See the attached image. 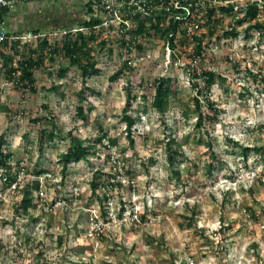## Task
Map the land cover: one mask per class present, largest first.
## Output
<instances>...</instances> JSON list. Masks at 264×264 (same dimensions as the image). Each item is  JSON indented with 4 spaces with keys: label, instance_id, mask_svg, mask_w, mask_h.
Segmentation results:
<instances>
[{
    "label": "rangeland",
    "instance_id": "obj_1",
    "mask_svg": "<svg viewBox=\"0 0 264 264\" xmlns=\"http://www.w3.org/2000/svg\"><path fill=\"white\" fill-rule=\"evenodd\" d=\"M82 1L72 0L60 13L80 21ZM210 24L201 67L226 80L218 78L209 94L220 109L219 119L202 127L196 126L194 112V85L204 86L202 79L179 63L184 51L177 50L175 57L159 33L140 37L143 49L133 48L127 57L119 34L96 33L92 53L102 72L85 80L96 90L90 101L78 93L85 82L80 68L61 56L52 61L48 55L35 71L37 93L17 89L2 77L1 102L10 107L9 113L0 111L2 148L14 155L20 186L39 179L42 193L31 216L17 211L18 189L0 195V264H264V151L243 155L245 146L264 147V36L254 30L255 35L245 36L246 26L238 37L224 35L237 25L228 13ZM68 33H51L50 44L61 45ZM184 36L182 31L179 46L188 43ZM126 59L133 65L113 80ZM61 65L68 68L64 77L58 76ZM162 76L172 77L174 88L165 114L151 107L154 82ZM131 84L127 114L138 119L134 145L124 120ZM54 85L60 90H49ZM82 104L87 119L77 115ZM43 116L50 118L34 121ZM54 126L59 137L41 149L40 130ZM101 128L117 139L115 145L108 138L103 144L94 140ZM70 131L85 144L91 139L95 151L64 175L60 156L71 144ZM168 139L182 143L173 163L165 151ZM39 169L48 173L37 176ZM104 207L108 219L102 216Z\"/></svg>",
    "mask_w": 264,
    "mask_h": 264
},
{
    "label": "trees",
    "instance_id": "obj_2",
    "mask_svg": "<svg viewBox=\"0 0 264 264\" xmlns=\"http://www.w3.org/2000/svg\"><path fill=\"white\" fill-rule=\"evenodd\" d=\"M218 10L219 11H217V9L215 8H211L208 10L206 14V26L211 25V21H219V18L223 14L228 13L231 14L237 25L233 24L231 30L225 31L224 35H233L235 37H238L241 33V28L243 26H246L245 30L243 29V31L246 33L245 36L247 35V37H251L252 34L255 35V33L252 32L253 30L259 32L260 36H264V20L255 21V18L260 11L259 2H250L247 4L245 9H240L239 11H234V5L232 4H222L221 6H219ZM103 11L104 7L100 5L98 0H88L84 5V17H82L81 21L78 24L79 26H77V28H85L86 30L73 31L75 26L72 27L61 25L60 22H56L53 27L49 28L50 30L48 32H44L43 29L38 28L32 29V32L34 33L46 34V36H44L43 38H39L36 45L31 41H23L20 38L12 39L14 35L22 36L23 31H17L12 34L8 33V37L2 43L4 49L0 47V111L5 113L10 112V107L7 104L1 102L4 89V87H1L2 77L8 80L7 82H12L17 89L25 92L30 91L32 93H37L38 89L35 71L38 68L43 67L45 59L48 57V55H51L50 58L52 61L56 60V56L68 58L69 64L76 65L80 68L84 81L92 76L100 75L102 71L99 67V62L95 59L92 53L93 49L91 44L92 41L96 39V34L94 32L95 28L103 22V19L101 17ZM5 13L6 8L4 7L1 14L3 19ZM166 13L167 12L157 15L149 14L143 17L139 13L136 16L135 27L130 30L125 29L120 34V44L124 47V56H129V53H132L133 48H138L140 50L143 49L141 42H138V39L142 36L149 35L151 33H159L165 38V40H167L170 37L171 32H176L177 22L175 23L174 19H172L171 23L167 25ZM251 22H254V24H251ZM63 30H69V35H67V37H69L64 39L61 45L60 43L51 45L49 42L50 34H53L55 31L62 32ZM250 32H252L251 35ZM127 36L130 37L127 38ZM169 39L173 48H179L182 51L184 50V47L187 46V43H183V45L177 47L174 41L175 36H171ZM204 40L205 32L201 36H196L194 38L195 43L197 45L199 44V47H197L196 45L197 53H201L203 51L204 45L202 44ZM103 42L105 43L107 41ZM18 56L20 58H17ZM131 65H133V62L130 61V59H126L122 67L113 74L112 79L117 80L121 76L125 75L126 68H130ZM67 70L68 68L65 65H61L58 76L64 77L67 74ZM248 71L251 74H253L254 72V70L252 69H248ZM194 76L201 78L204 84V86H201L202 84L200 83H195L194 85L197 89V94L194 98V112L197 115L196 126L202 127L207 121L214 122L219 119L220 109L218 108L217 103L209 97V94L211 92V88L216 83L218 78H221L222 80H226V78L222 77V75H218L215 71L206 69L203 70L200 74L195 73ZM260 79L264 81V77L260 76ZM255 80L257 82L259 78L255 76ZM132 87V84L127 86L128 105L124 108V120L127 124V132L130 143L134 145L135 140L132 137V128L134 127L138 119L133 117L132 115L127 114V112L129 111V105H131ZM173 89L172 77L162 76L156 79L154 82L155 92L151 107L161 114H165L167 111H169L171 106V96L174 93ZM49 90L59 91L60 85H54L50 87ZM95 92L96 90L90 87V85H87V81H85L83 88L78 93L81 96L82 100L86 99L87 101H90L91 95L89 96V94H94ZM133 98H136V96H133ZM144 98H146V96H144ZM204 106L207 108V110L205 111ZM91 110L92 107H89V111ZM77 115L82 119L88 118V111H85L83 104L77 107ZM49 118L50 116H43L41 118L34 119V121H47L49 120ZM101 131L102 132L100 133V135L97 136L94 140H96L100 144H103L104 140L108 138V142L110 145L116 144L117 139L109 137L108 133L102 128ZM69 134L71 136V144L67 151L62 153L60 156V162L62 163V170L64 175L68 171L71 164L88 158V156L94 154L93 151H95L93 150L95 148V145L92 143L91 139H89V143L85 144V141L79 137H76L73 132L70 131ZM59 135L60 134L56 129V126H54L50 130L47 128H42L40 130V136L38 138V143L41 145V149L45 144H49L54 139H57ZM3 143V137H1L0 167L2 168V170L0 173V195L3 194L7 189H18L19 192L22 193V198L17 205V211L31 216L30 210L32 208L36 209L38 207L36 200L41 198V181L37 179L34 180L32 185L26 183L21 187L19 182V172L12 165V159L14 155L11 152H5V150L2 148ZM244 149L245 151H243V155L245 157L248 156V151L250 150L260 151L262 153L264 151L263 146H245ZM165 151L167 154L168 162L173 163L176 156L182 153V143L176 141V139H168L167 141H165ZM149 162L155 164L157 160L151 157L149 158ZM35 172L37 176H43V174L48 173L46 169H39ZM96 172L97 175L95 177V180L92 181L93 192L97 191L99 187V179L103 175L101 170ZM34 192H38L36 197ZM124 210L125 209L123 208V211ZM102 216H105L106 219L109 218L108 210L105 207L102 208ZM145 216L146 214L144 213L143 215H141V218L144 219ZM38 255L39 258H43L45 256L44 250L40 249ZM39 264H45V262L42 263L39 260Z\"/></svg>",
    "mask_w": 264,
    "mask_h": 264
},
{
    "label": "built area",
    "instance_id": "obj_3",
    "mask_svg": "<svg viewBox=\"0 0 264 264\" xmlns=\"http://www.w3.org/2000/svg\"><path fill=\"white\" fill-rule=\"evenodd\" d=\"M39 0H0V47L4 49L2 43L8 37V30L6 21L2 18V10L4 7H14L18 2H36ZM100 5L104 7V11L101 14L103 19L102 24L95 28V34L100 33L102 30L106 36L121 34L125 29L130 30L136 25V16L140 13L141 16L149 14H162L167 12L166 24L169 25L171 20L174 19L177 22L176 32H171V36H175V44L179 46L181 42L182 31L184 37H189L187 46L184 47L182 56H177L176 51L179 48H173L170 43V37L165 41L167 49L175 56L179 57V63L190 68L197 74H200L203 69L201 62L206 56V41H203V51L201 53L196 52V43L194 38L201 36L205 32L206 26V14L209 9L215 8L218 10L222 4L234 5V11L245 9L250 2H259L260 11L257 14L256 20H264V0H98ZM125 25V26H123ZM86 30L85 28H74L73 31ZM69 30H63L62 32L55 31L53 34L65 35ZM46 36L45 33H34L32 31L23 34L22 36L14 35L12 39H22L23 41L39 40L40 37ZM190 55L186 61L185 56ZM17 58H20L19 56ZM131 61V60H130Z\"/></svg>",
    "mask_w": 264,
    "mask_h": 264
},
{
    "label": "crops",
    "instance_id": "obj_4",
    "mask_svg": "<svg viewBox=\"0 0 264 264\" xmlns=\"http://www.w3.org/2000/svg\"><path fill=\"white\" fill-rule=\"evenodd\" d=\"M54 1L39 0L36 2H18L14 7H5L6 13L4 14V20L6 21L8 32L12 34L17 31H23V34H26L32 31V29H42L43 26L51 28L56 22H60L61 25L65 26H79L78 24L81 20H75V17H71L69 13L65 16L60 13L62 9H69L70 5L68 6V4L72 2V0ZM77 1L81 2L82 0ZM87 1H85V3ZM82 3L84 4V1H82ZM73 4L77 3L74 2ZM72 5L71 8L74 10V5ZM56 11L59 12L58 15L53 14V12ZM82 11H84V8ZM67 12H70V10H67ZM55 16L57 18H53ZM26 22L27 24H25Z\"/></svg>",
    "mask_w": 264,
    "mask_h": 264
},
{
    "label": "clouds",
    "instance_id": "obj_5",
    "mask_svg": "<svg viewBox=\"0 0 264 264\" xmlns=\"http://www.w3.org/2000/svg\"><path fill=\"white\" fill-rule=\"evenodd\" d=\"M8 33H10V32H8Z\"/></svg>",
    "mask_w": 264,
    "mask_h": 264
}]
</instances>
